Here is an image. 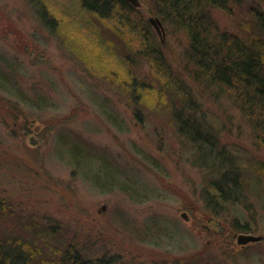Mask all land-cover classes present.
<instances>
[{
	"label": "rangeland",
	"instance_id": "rangeland-1",
	"mask_svg": "<svg viewBox=\"0 0 264 264\" xmlns=\"http://www.w3.org/2000/svg\"><path fill=\"white\" fill-rule=\"evenodd\" d=\"M139 2L155 55L191 90L213 151L179 133L168 89L138 95L124 73L89 64L96 39L113 44L115 66L125 56L113 18L86 16L75 0H45L47 15L0 0V264H61L64 252L90 264H264V146L233 98L196 77L185 33L155 0ZM228 6L212 11L220 31L264 35V0ZM133 57L139 79L161 82L155 61ZM232 167L242 190L212 205ZM244 228L263 240L241 248Z\"/></svg>",
	"mask_w": 264,
	"mask_h": 264
},
{
	"label": "trees",
	"instance_id": "trees-1",
	"mask_svg": "<svg viewBox=\"0 0 264 264\" xmlns=\"http://www.w3.org/2000/svg\"><path fill=\"white\" fill-rule=\"evenodd\" d=\"M29 1L35 4L37 9L44 11L45 15L48 14L45 0ZM75 2L76 9H81L86 16H97L103 20L113 18L114 24L118 26L109 28L115 30L117 36L123 41H128L123 44L125 56H122V61H116L117 66L112 62L115 56L112 54L111 46H114L109 40L99 38L100 41L96 39L95 42L93 41L94 44L89 43L90 47L94 48V56L90 57L89 64L97 62L96 65L93 64V68L100 65L113 77L124 73L121 78L125 80L129 78L133 90L139 91L138 95L146 89L151 91L155 87L161 91L168 89V96L173 95L169 97L174 100L173 105L177 106L173 113L179 133H182L191 143H197L198 148L206 144L213 151L212 146L216 141L214 137H211V133H206L210 131V126L195 118L194 114L198 107L193 106L191 90L189 89L188 93L183 84L176 82L174 76L164 67L165 63L162 62L161 57H156L155 53H158L155 48L156 41L148 32V26L140 12L127 0H75ZM155 2L159 6V15L170 19L185 33L188 39L187 57L197 70L196 77L202 76L206 80V85L208 83L211 87L216 86L221 92H226L233 98V102L241 108L242 113L246 114L253 124L257 142L261 141V145L264 146V35L255 34L256 37L251 35V38L246 40L235 33L220 31L217 28L212 11L214 9L227 11L232 0H155ZM52 17L48 21L51 22ZM260 25L261 31L264 32L263 19H260ZM133 43L136 44L133 45ZM130 50H134L135 53ZM134 55L155 61L154 66L162 78L161 82L147 81L146 78L139 79L131 65ZM151 55H155V59H151ZM1 72L0 70V74ZM113 83L116 82L113 81ZM78 154L79 152L75 150L71 155L73 159L79 160ZM207 154L211 159V152L208 151ZM226 164L227 162L221 166H227ZM238 171L237 168L228 170L214 182V192L209 199L212 205H217L219 201L230 202L234 194L242 190L243 179H239ZM242 230L250 231L246 228ZM19 245L24 249L21 242ZM63 255L64 260L61 264H90L80 260L77 255L72 256L66 252ZM3 263L6 264L5 258L2 259ZM28 263L29 261H26V264ZM42 264L45 263L42 262Z\"/></svg>",
	"mask_w": 264,
	"mask_h": 264
},
{
	"label": "water",
	"instance_id": "water-1",
	"mask_svg": "<svg viewBox=\"0 0 264 264\" xmlns=\"http://www.w3.org/2000/svg\"><path fill=\"white\" fill-rule=\"evenodd\" d=\"M127 1L129 3H131L136 8L140 7L139 0H127ZM149 23L155 28V30L157 31L158 35L161 37L162 33H164L163 24L161 23V21L158 18H156V19L151 18V19H149ZM103 208H105V207H103ZM262 240H263L262 236L249 235V234L242 233L237 238V244L242 246V245L251 244L253 242H260Z\"/></svg>",
	"mask_w": 264,
	"mask_h": 264
},
{
	"label": "flooded vegetation",
	"instance_id": "flooded-vegetation-1",
	"mask_svg": "<svg viewBox=\"0 0 264 264\" xmlns=\"http://www.w3.org/2000/svg\"><path fill=\"white\" fill-rule=\"evenodd\" d=\"M223 229L225 230L224 227H222L221 223H220V230L223 231Z\"/></svg>",
	"mask_w": 264,
	"mask_h": 264
}]
</instances>
